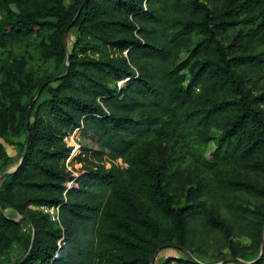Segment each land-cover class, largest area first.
I'll return each mask as SVG.
<instances>
[{
    "label": "trees",
    "instance_id": "obj_1",
    "mask_svg": "<svg viewBox=\"0 0 264 264\" xmlns=\"http://www.w3.org/2000/svg\"><path fill=\"white\" fill-rule=\"evenodd\" d=\"M220 1L0 0V173L24 152L0 182V264H149L164 236L264 264V203L249 247L208 203L211 182L264 198V184L215 173L264 176V88L251 89L264 85V49L222 42L246 1ZM168 134L213 142L208 157L191 150L206 172L195 184L150 157Z\"/></svg>",
    "mask_w": 264,
    "mask_h": 264
},
{
    "label": "rangeland",
    "instance_id": "obj_2",
    "mask_svg": "<svg viewBox=\"0 0 264 264\" xmlns=\"http://www.w3.org/2000/svg\"><path fill=\"white\" fill-rule=\"evenodd\" d=\"M242 2L243 0H239ZM246 2L240 7L239 13L234 18L236 24L234 27L222 33L220 39L225 44H232L236 46L233 49L235 52H242L246 50H260L264 49V0H245ZM226 3V0H221L220 4ZM69 42L73 40V34L68 37ZM25 47L24 43L17 46L16 50L21 47ZM3 53L0 51V59L3 57ZM263 81V80H262ZM262 81L258 82L256 86L252 85L251 89L254 94H258L264 88ZM123 81H119L118 85H122ZM258 107L264 114V102L258 104ZM199 135L208 134L209 136H214L216 130L211 127L202 128L198 131ZM67 140V138H65ZM83 140V139H82ZM78 146V138L76 140ZM6 152L10 156H16L17 151L13 145L4 144ZM199 147L200 152L204 153L206 157L209 156L210 150L213 147V142L207 144L203 142L199 145L195 139H184L175 134H168L165 137L155 139L152 146L149 147L150 157L153 158L158 163H168L171 169H177L182 174L185 175L186 182L195 181L199 176H203L206 173L203 168L196 161L192 148ZM197 153V152H196ZM195 154V153H194ZM15 166V162L7 169H11ZM76 167L79 164H75ZM6 171V170H5ZM217 175L229 176V177H246L250 180L257 181L264 184V176L258 175L256 173L247 171L245 169H240L227 164H218L216 166ZM1 174V173H0ZM209 175L213 178V172H209ZM214 181V180H213ZM212 191L208 196V203L213 202L215 206L218 207L219 214L222 218H227L231 221L233 226V240L238 241L240 245L244 247H249L252 243V238H249L247 234L253 231V222L256 221V216L254 213L258 212V207L261 203H264V198L256 199L250 197L243 193L238 192H225L224 190L215 187L213 182H211ZM236 204H242L246 206L247 212L238 214ZM234 205V206H233ZM31 208H37L36 206H30ZM39 210L43 212H48L56 218L57 213L55 210L42 209L38 207ZM5 213L18 218L16 212L7 209ZM245 214V215H243ZM56 221V219H55ZM264 219L261 224V232L264 235ZM164 239L161 241L160 246L154 250L151 254L152 261L149 260V264H174V261L169 260V258H190L201 263L210 264H235L230 262V260H242L240 257L231 256V252L227 249L218 252L213 249H203L199 246L192 247L189 244H180L177 239ZM192 250L197 252V254L192 253ZM150 256V258H151Z\"/></svg>",
    "mask_w": 264,
    "mask_h": 264
},
{
    "label": "water",
    "instance_id": "obj_3",
    "mask_svg": "<svg viewBox=\"0 0 264 264\" xmlns=\"http://www.w3.org/2000/svg\"><path fill=\"white\" fill-rule=\"evenodd\" d=\"M23 156H24V152H23V154H22V156H21V158H20V160H19V162L13 167V168H11V169H9V170H6V171H4V172H2L1 174H0V182L9 174V173H11L12 171H15L16 169H17V167L19 166V164L21 163V161H22V159H23ZM4 213V212H3ZM24 218H27V215H22V216H19L18 218H13V220H15V221H18V220H20V219H24ZM264 228V224H263V226H262V229ZM33 237H34V233H33V235H32V239H33ZM260 241H261V251L263 250V248H264V235H263V232H261V239H260ZM30 247H32V244H31V246ZM150 261H152V256H151V258H150ZM239 261H241V262H243L244 263V261H242V260H239Z\"/></svg>",
    "mask_w": 264,
    "mask_h": 264
},
{
    "label": "built area",
    "instance_id": "obj_4",
    "mask_svg": "<svg viewBox=\"0 0 264 264\" xmlns=\"http://www.w3.org/2000/svg\"><path fill=\"white\" fill-rule=\"evenodd\" d=\"M76 148H77V146H75L74 150H75ZM74 150H73V151H74ZM50 209H51V210H55V212L57 213V208H56V207H52V208H50ZM51 219H52V220H55V219L57 220V219H58V214L56 215V218L52 215Z\"/></svg>",
    "mask_w": 264,
    "mask_h": 264
}]
</instances>
